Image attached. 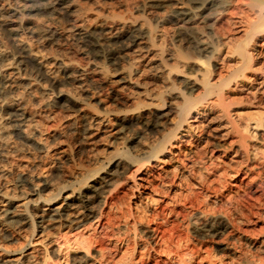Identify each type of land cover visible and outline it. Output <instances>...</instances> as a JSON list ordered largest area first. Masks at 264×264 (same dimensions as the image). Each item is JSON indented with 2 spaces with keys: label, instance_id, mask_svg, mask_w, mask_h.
<instances>
[{
  "label": "bare ground",
  "instance_id": "obj_1",
  "mask_svg": "<svg viewBox=\"0 0 264 264\" xmlns=\"http://www.w3.org/2000/svg\"><path fill=\"white\" fill-rule=\"evenodd\" d=\"M235 3L0 0V264H58L57 257L68 251L71 258L65 255L63 264L215 263L201 240L182 233L178 220L186 221L188 214L181 212L197 209L205 217L206 210L199 212V198L205 199L209 192L220 196L212 183L224 188L227 177L243 174L232 187L248 196L259 174L251 177L254 168L244 162H238L232 175L226 168L219 169L213 182L189 170L197 179L196 192L180 196L172 193L179 188L173 178L164 190L154 188V181L164 178L159 172L151 174L150 169L205 114L216 113L212 123L225 125L224 133L212 137L221 154L245 156L249 162L247 140L257 135L263 144L264 49L259 50L264 44V0ZM232 6L238 10L233 13L237 20L231 17L227 28L216 26ZM166 23L174 27L171 32L161 29ZM32 39L44 50L53 49L51 65L60 70L64 82L54 81L37 64L29 48ZM145 61L141 70L139 63ZM109 66L118 68L108 70ZM128 87L133 90L126 92ZM84 93L88 95L83 97ZM242 98L260 111L243 116L233 113ZM58 111L77 112L69 121V132L90 136L93 130L106 131L111 143L121 141L126 150L108 146L107 154L86 160L94 168L73 173L63 166L75 163L73 156L81 154V148L61 145L52 155L53 171L48 176L33 174L24 164L47 156L42 121L56 120ZM149 134L152 140L147 139ZM61 136L53 131L49 138ZM205 169L211 174L210 168ZM172 177L179 182V175ZM127 182L132 183L130 198H141L149 187H153L152 194L160 195L153 211L147 210L150 214L141 215L140 207L133 208L129 201L120 202V190ZM166 201L175 206L167 208ZM209 218L214 222L208 228L209 224L192 218L186 228L198 230L200 237L221 233L226 225L220 215ZM17 226L29 230L32 240L18 234ZM51 230L58 232L53 236ZM105 240L111 241L112 248L103 246ZM9 245L16 248L10 250ZM44 245L50 246L41 250Z\"/></svg>",
  "mask_w": 264,
  "mask_h": 264
},
{
  "label": "rangeland",
  "instance_id": "obj_2",
  "mask_svg": "<svg viewBox=\"0 0 264 264\" xmlns=\"http://www.w3.org/2000/svg\"><path fill=\"white\" fill-rule=\"evenodd\" d=\"M237 1L235 0V2H236L235 4L241 2L242 0H237ZM226 12H229L231 14V16L229 13H225L223 15L222 19L218 22V23H220V25L217 24L216 26H222L223 28H227L228 20L231 19V17H232V19L237 20L235 17L233 18V16H235L234 14L236 12H238V10H235L234 6L230 7ZM223 24H225V25H223ZM173 28L174 27L168 23L161 26L162 30L166 29L168 32H171L173 30ZM241 35L242 34H239L238 36H241ZM262 42L264 43V39ZM261 45H262V43H261ZM29 46H30L29 48H30L31 53L35 58V61L37 62V64L39 66H41V68H43V70H45L48 73V76L51 77L54 81L64 82L65 78H64L63 74L60 72V70L57 69L56 66H54V64L51 65L52 62H51L50 57H52V54H53L52 50L53 49L50 50L48 47V48H46L47 50H44V48H41V46L39 45L38 42L35 41V39H32L29 41ZM262 49H264V44H263V48H260V50H259L260 53L263 51ZM262 53H264V51ZM145 63H146V61L139 63V67L141 68V70L144 69L143 64H145ZM220 66H221L220 64L217 65L218 68ZM108 68H109L108 70H113V69L118 68V67L109 66ZM140 68L138 70H140ZM139 72H141V71H139ZM139 72H138V75H139ZM142 74H141V76H142ZM108 76H109L108 81H111L112 75H110L108 73ZM259 82H261V80H259ZM157 86L158 85H156V87ZM132 90L133 89L131 87H128L126 89V92H131ZM86 94L87 93H84L82 96L84 97V95H86ZM261 94H259V95H261ZM243 95H245V93H242V95H239V97H242ZM260 97L262 99H264V94H262ZM242 99L243 100L238 101V102H240L239 104H237L236 106L233 107V113L243 116V115L252 114V113L255 114L256 112L260 111L259 109L252 107L250 105V103H248V101H246V99H244V98H242ZM76 114H77V112L75 114H71L69 111H67V112H59L58 111V113L54 116L57 117V115H58L61 119L59 117L57 119L55 117L54 119H56V120H53V117H51L50 119L44 118V119H46V121H44V122L42 121V124H44V125H42L43 126L42 130L44 129L43 130L44 131L43 137H44V139L47 143V146H48L47 156L45 158L42 157L41 159H37L36 161H30L27 164H24L26 166V169H30V171L33 172V174H35L37 176H48L53 171V169L55 167V163L53 161L54 159H53L52 155H54L56 153V151L60 150L61 145L69 146L72 149H75L78 147L81 148V154L73 156V162H75V163H72V162L71 163H64V166H63L64 168H67V171H69V172L72 171L73 173H78L79 171H82V170L87 169V168L88 169L94 168L93 165L86 164V160L93 158V157H101V156L107 154L110 151L109 149H107L108 146L109 147L111 146L112 148H115L116 150H119V151L126 150V146L123 143H121V141H117L116 143H111L110 142L111 138H110L108 132H106V131L103 133L100 131L93 130L91 132L92 134L90 136L84 135L81 132H69L68 131L69 121ZM207 115L208 114L201 115L199 118L196 119L195 122H192L191 128H190L191 132H189V134L186 135L185 137L183 136L180 141H175L168 148V152L165 153L164 156H161L159 158L158 162H152L151 165L153 167L151 169L148 167L151 170V174L156 175V174L160 173L162 175L161 177L164 178L163 181L155 180L154 182H156V183H153V186H154V188H156L158 186L157 187L158 190H164L167 187L166 185L169 184L168 182L170 180H172V178H173V179H175L177 186L179 185V188L178 187L174 188L172 193L175 194L177 192L176 195L184 196L183 194L186 195L190 191L196 192L195 180H197V179L192 178L190 176L191 175L190 173H192V172L196 176H197V172H199L201 175H203V177L205 179H207L206 180L207 182H211V181L213 182V180H215L216 175L220 172L219 169L222 171L226 168V171H228L229 174L232 175L233 172L238 167V165L240 164L238 162H241V163L244 162L245 164H247V166L253 167L254 172H253V174H251V177L252 176L255 177L256 173L259 174V176H258V178H256L255 185L253 186V189L248 194V196L241 193L242 191L236 190L235 188L232 187V184L234 183V181H237V180L241 181L243 179L244 176L242 174L241 176H239L235 179L234 178L231 179L232 177L231 178L227 177V179H225L224 185H226L227 187H224V188H225V190L227 189L226 191L223 190L224 188H221L222 185H219L217 183H212L213 187L215 189L217 188L216 193L218 192L220 194L219 197L215 196V194H213L212 192H209L210 194L207 193L208 197H205V199H203V197L199 198L200 199L199 201L201 204L199 212L200 211L205 212V210H206V214L209 217H211L212 214H213V216L220 215L221 218L219 220L224 222V225H226L228 228L225 226V228H224L225 230L223 229V231H221V233H219V234H214L215 236L214 235L208 236L209 238L208 237H200V236H202V233L199 232L198 230L194 229L193 227L191 228V226H189V225L186 228L187 223L189 221H192V220H194V221L197 220V222L200 221V222H198L200 224H205V223L209 224V225H207V228H208L210 225H212V223L214 221L212 222V218L207 219L208 218L207 215L205 217H200L201 214L198 213L197 209L191 210V209H185L184 208L185 211H183L184 209H182L181 207H178V209L180 208L179 210L183 211L181 213L188 214V217L186 218V221L181 220L182 218H179L178 222L180 221V223H181V224L180 223L179 224H180V228H181L182 233L185 232L183 234H185V235L187 234V236L189 235V237H191L192 239L194 238L195 241L201 240L203 242L204 247H206V250L208 249L207 251H209V252L211 251L210 255H212L211 257H213L212 261L215 262L214 264H217L218 260H219L218 264H230V262H231V264H236V262H238L240 264H254V263L259 264V262H257V260L258 261L261 260L260 263L264 264V160H263L264 159V156H263V154H264V142H263V144L259 143V141L256 140V138H255L257 135H255L254 137H251L247 140V144H249L248 145V152H249L250 158L252 157L251 158L252 160H249V162L245 161V156H241L239 158V157H235V155H233L232 153L225 156V155L221 154L220 151L216 147H214L215 146L214 141L212 140V137L214 135L218 136L219 133L222 134L225 132L224 131L225 125L224 124L218 125L217 123L216 124L212 123L211 119L213 117H216V113H213V114L208 115V116ZM59 119H60V121H58ZM209 119L211 122H209ZM199 128L202 130H200ZM194 130H196V131H194ZM259 130H262V127ZM53 131H58L59 133L63 134V136H61V138L51 140L49 138V136L53 133ZM199 132H201V133H199ZM257 132H260V131H257ZM195 133H198V134H195ZM146 137L148 140H152L154 138L152 134L146 135ZM228 140L231 141L232 139L229 138ZM234 147L236 148V145ZM259 157L261 158L260 160H258ZM138 161H142V159L138 157ZM82 164L84 166H81ZM210 164L212 165V167ZM214 164H216V165H214ZM245 164H243V165H245ZM223 165L225 166L224 168H223ZM206 166L208 168H210L209 172H211V174H209L206 171V169H205ZM238 168H237V170H238ZM20 170H21V168H20ZM189 170H190V173H187V171H189ZM145 172H147V171L146 170L143 171V173H145ZM202 172H204V173L207 172V173L204 174ZM175 174L179 175V182H178L177 177L176 178L172 177ZM181 174L183 177L181 176ZM207 174L209 175V177ZM142 176H145V175L142 174ZM164 176H166V178ZM185 178H187V179H185ZM190 178H192V179H190ZM10 179H11V177L6 178L7 181H9ZM184 181L187 183H185ZM131 182H127V184L125 183L124 184L125 186L123 188H121L122 190H120V192L121 193L124 192L127 194L126 195H124V193L119 194L120 202L125 201L127 203V201H129L128 204H130V205L132 204L133 208H135L134 206L140 207V210H137V211H140L138 213H140L141 215H144V213L150 214V213H146L147 210H148V212H151V210L153 211L154 203H155V205H156V202L158 203V200L160 199V195H158L157 192H155L157 194L153 193L154 194L153 195L152 194V191H153L152 188L153 187L152 188L149 187V189H147V191L145 192L147 194H144V196H142L141 198H137V197H133V198L131 197L130 198V192L129 191L131 190V187L129 184H132ZM180 184H184V185H180ZM193 185H194V187H193ZM5 186H9V183H6ZM242 187H244V185ZM192 188H194V189H192ZM185 189L187 190V192ZM123 190H125V191H123ZM219 190H223V191L219 192ZM180 191H182L183 193ZM234 192H237L238 195ZM226 193L227 194L229 193V194L226 195ZM150 194H152V195H150ZM234 194H236V195H234ZM120 195H121V197H120ZM136 195L137 194H135V196ZM127 196H129V197H127ZM229 196L232 198L231 200H229ZM236 196H238V197H236ZM125 198H127V199L125 200ZM157 198H158V200H157ZM226 198L228 200H226ZM239 198H240V200H239ZM148 199H150V200H148ZM257 199L259 200V202ZM234 200H236V201L234 202ZM238 200H239V202H238ZM145 202H146V204H145ZM169 202L170 201L164 202V204H166L167 208H171V206H173V207L175 206L171 202H170L171 204ZM230 202H232V203H230ZM247 202H248V204H247ZM140 203H141V206H139ZM149 203H151V204H149ZM253 203H254V205H253ZM143 204L145 207L143 206ZM147 204H149V205H147ZM169 204H170V206H169ZM200 204H199V206H200ZM232 204H233V206H232ZM249 204H250V206H249ZM143 207H144V209H143ZM141 210H143V212H141ZM247 213H248V215H247ZM227 214L229 215V217ZM224 215H225V217L223 218ZM246 215H247V217H246ZM189 217L192 218V220ZM209 221H210V223H209ZM230 221H231V223H230ZM230 224H233L234 227H232V225H230ZM183 226H184V228H186L185 230L187 232L183 229ZM140 228H142V226L141 227L139 226V228L137 227V229H139V230H140ZM16 229L17 230H15V231L18 234H20L22 237L26 238L27 240H32V238L30 239V237H29V234H30L29 230L25 229L22 226H17ZM188 229H189V231H188ZM49 232L50 233L54 232L52 234L54 236V234L57 233L58 231L57 230H51ZM53 236H51V240L54 239ZM110 242L111 241L105 240L103 243V246L104 247L106 246V248H110V246H111V248H112V245ZM45 245L41 246L39 248L41 250H44V249H48V247L50 246L49 245L47 247ZM15 248H16V245H9L10 250H13ZM202 252H201V254L204 255ZM35 254H37L36 251L34 252V255ZM65 255H66V257H65ZM64 257L65 258L68 257L67 259L69 260V257L71 258L70 251H68L67 253H64V255H62V254L59 255V257H57V258H59V261H57V263L63 264L62 261L64 260ZM214 258H215V261H214ZM244 258H245V260H244ZM248 258H249V260H248ZM216 259H218V260H216ZM55 260H56V258H55ZM220 261H221V263H220ZM54 262L55 261H53L52 263H48V264H53ZM28 264H30V263H28ZM67 264H69V263H67ZM205 264H207V263H205Z\"/></svg>",
  "mask_w": 264,
  "mask_h": 264
}]
</instances>
